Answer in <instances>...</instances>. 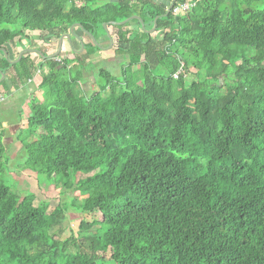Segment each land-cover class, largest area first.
<instances>
[{
    "label": "trees",
    "instance_id": "1",
    "mask_svg": "<svg viewBox=\"0 0 264 264\" xmlns=\"http://www.w3.org/2000/svg\"><path fill=\"white\" fill-rule=\"evenodd\" d=\"M167 1L0 0L7 54L30 34L56 42L79 24L90 58L98 48L88 34L98 43L103 24L137 16L144 26H106L128 64L114 78L100 69L90 96L79 72L36 55L37 68L49 67L16 136L22 169L47 185L98 170L75 186L85 197L68 207L98 214L100 225L92 223L89 253H67L48 233L61 211L46 215L33 194L19 197L5 183L0 127V264H103L97 255L107 249L114 264H264V0H176L172 9L193 6L163 17ZM156 17L154 38L145 31ZM31 55L8 64L0 53L11 86L31 80ZM233 59L238 78H230Z\"/></svg>",
    "mask_w": 264,
    "mask_h": 264
},
{
    "label": "rangeland",
    "instance_id": "2",
    "mask_svg": "<svg viewBox=\"0 0 264 264\" xmlns=\"http://www.w3.org/2000/svg\"><path fill=\"white\" fill-rule=\"evenodd\" d=\"M156 1L164 4L169 3L167 0ZM126 29L136 30V26L132 24L127 26ZM115 31L116 30L114 29L112 30L113 33H115ZM73 32L77 37L79 36L81 38V41L83 39L84 43H87V40H89V38L83 34L84 32L82 30L75 28ZM103 32L104 34H100L103 38H98V45L101 48L106 49L109 46V39L106 34L108 31L103 29ZM109 33H111V30H109ZM159 36L160 33H152V37L154 38ZM28 37L29 41L23 40L21 43L14 41L12 44L8 45V48L9 50H12L14 57L17 56V53L22 49L32 48L49 55L54 53L57 48V41H40L38 34H30ZM113 39L110 48L102 51L97 47L98 51L90 58H82L84 52L77 50L78 44L76 41L73 44V51H70L66 42L63 41L62 50L54 61L57 63L59 62L60 64L62 63L71 70L73 69V71H70L71 75L79 72L80 75H77L78 78L80 77L78 83L85 96H90L95 93L99 89L98 87L102 84V82H100L102 80H100L97 75L100 69H105L110 76L114 78L119 76L121 66L128 64V58L125 54L114 51V48L116 47L115 37H113ZM24 41L26 43L27 41L28 43L31 42L32 45H27ZM93 43L94 42L92 41V44ZM93 45L95 46V44ZM30 58L34 62L36 69L39 71V74H36L35 71H33V75H37V81L47 72L49 65L48 63H44L41 68H37L41 63L40 59H38L36 55H31ZM239 66L240 59H233L228 62V68L233 71L230 78H238L241 76ZM132 71L134 79L140 81L141 66H133ZM185 76V79H191L193 77V72H186ZM220 85H222V83H220ZM39 99L41 100V97ZM19 149L13 148L11 150V148H8L6 156L9 157V159L8 161H4V181L10 187L11 192L19 197L26 194H33L35 196L33 205L39 206L46 215H54L58 211H61V217L53 224L48 232L49 235L59 243H66L65 249L67 253L74 254L77 251L89 253L90 249L88 243L85 241L98 231V225H100L99 215L78 213L74 209L68 207V205H70L74 199L80 201L85 197L81 192L75 190V186L81 183L84 179L95 176L98 173V170L89 174H74L71 179L66 182L55 180L51 185H47L43 176H37L30 171L22 169V152ZM93 222H96L98 225L92 224ZM81 223L92 225V227L84 229L81 227ZM97 257V263L114 264L110 260L109 249L98 253Z\"/></svg>",
    "mask_w": 264,
    "mask_h": 264
},
{
    "label": "crops",
    "instance_id": "3",
    "mask_svg": "<svg viewBox=\"0 0 264 264\" xmlns=\"http://www.w3.org/2000/svg\"><path fill=\"white\" fill-rule=\"evenodd\" d=\"M71 41L73 48V44L76 40L74 39V41ZM81 42L84 43V40L82 39ZM18 43H21V41ZM76 43L79 47L78 41H76ZM26 44L28 45V43ZM15 57H18V55ZM15 57L12 50H8V59L13 61ZM38 72L39 71L36 69L35 73L39 74ZM36 77L37 75L34 74L31 80L25 83H19L17 87H14L11 86L8 75L4 73V79L0 82V127L4 129L3 145L5 146L6 152L8 148L12 150L13 148L19 149V147L21 151V146L20 143L17 142L16 136L19 130L25 127L27 119L31 115V100L41 97L38 89L41 79L39 78V80L36 81Z\"/></svg>",
    "mask_w": 264,
    "mask_h": 264
},
{
    "label": "water",
    "instance_id": "4",
    "mask_svg": "<svg viewBox=\"0 0 264 264\" xmlns=\"http://www.w3.org/2000/svg\"><path fill=\"white\" fill-rule=\"evenodd\" d=\"M175 1H176V0H172V2H171V3L169 4V6L167 7V9H166L165 14L163 15V17H167V15H168L169 12L171 11V9H172V7H173ZM131 20H136V21H138V22L140 23V28H141L142 30L144 29L143 22H142L141 19H140L139 17H137V16H131L130 18H127V19H125V20H123V21H121V22H118V23H117V22H109V23H107V24H103L102 27H103V29H104L105 31H107V30H106V26H107V25H112V26H113V25H120V26H123V25H125L126 23H128V22L131 21ZM156 20H157V17L154 18V24H153V27H152L149 31H145L146 33H148V34H152V33L155 32V29H156V23H155V22H156ZM75 28H77V29H81V26H80L79 24H73V25H71L70 28H69V30H68V33H65V34L61 35V36L59 37V39L57 40V48H56L55 52L52 53V54L44 55V54L41 53L39 50H35V49H23V50H21L20 53L18 54L17 60H15V61H10V60L8 59V54H7V52H6L5 49L0 48V53L3 54L4 59L6 60V62H7L8 64H16V63H18V61L21 59V57H22L24 54H33V55H37L40 59L55 60V58H57V56L59 55V53H60L61 50H62V46H63V41H64V40L66 41V44H67V46L69 47L70 51H73V48H72V41H71L72 38L75 39L76 41H78V43H79V45H80V52H82V51H83V44H82V42H81V39L78 38V37L74 34L73 30H74ZM86 34H87V33H86ZM106 34L108 35V39H109V46L106 48V49H108V48L111 47V45H112V43H113V40H112L111 36L109 35V33L106 32ZM88 36L90 37V39H91L92 41H94V39H93V37H92L91 35L88 34ZM94 43H95V45H96L99 49H101V50H106V49L101 48V47L98 45V43H96L95 41H94ZM75 53H77V52H75ZM3 79H4V72H3L2 70H0V82L3 81Z\"/></svg>",
    "mask_w": 264,
    "mask_h": 264
},
{
    "label": "built area",
    "instance_id": "5",
    "mask_svg": "<svg viewBox=\"0 0 264 264\" xmlns=\"http://www.w3.org/2000/svg\"><path fill=\"white\" fill-rule=\"evenodd\" d=\"M192 6H193V4H181V5L172 9V15H174V16L179 15V14L189 10ZM180 73H181V69L176 74L173 75V78L176 79ZM0 101H1V98H0Z\"/></svg>",
    "mask_w": 264,
    "mask_h": 264
},
{
    "label": "flooded vegetation",
    "instance_id": "6",
    "mask_svg": "<svg viewBox=\"0 0 264 264\" xmlns=\"http://www.w3.org/2000/svg\"><path fill=\"white\" fill-rule=\"evenodd\" d=\"M71 40H73V38ZM64 42H66V41L64 40Z\"/></svg>",
    "mask_w": 264,
    "mask_h": 264
}]
</instances>
